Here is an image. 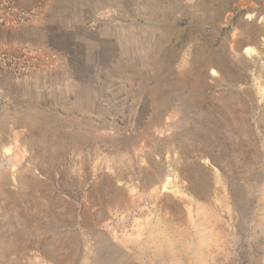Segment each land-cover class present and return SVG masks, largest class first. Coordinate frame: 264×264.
<instances>
[{
	"label": "rangeland",
	"instance_id": "1",
	"mask_svg": "<svg viewBox=\"0 0 264 264\" xmlns=\"http://www.w3.org/2000/svg\"><path fill=\"white\" fill-rule=\"evenodd\" d=\"M100 15L117 31L95 51L0 70V264H131L158 208L213 226L209 261L264 264V0Z\"/></svg>",
	"mask_w": 264,
	"mask_h": 264
},
{
	"label": "crops",
	"instance_id": "2",
	"mask_svg": "<svg viewBox=\"0 0 264 264\" xmlns=\"http://www.w3.org/2000/svg\"><path fill=\"white\" fill-rule=\"evenodd\" d=\"M37 2L42 3L43 10L27 23L17 25L10 16L5 24L0 25V46L9 51L41 47L53 58L51 65L58 66L66 56L72 54L68 49L72 46V40H79L76 48L80 50L90 45L95 51L97 47H101L103 38L111 39L116 36L117 26L112 25L110 19L103 21L101 18L102 0H19L18 4L30 8ZM104 33L108 35L105 36ZM6 80L8 81L7 78ZM130 229L131 236L126 240L125 249L131 264L222 262L214 261L213 254L210 256L211 260L208 259L207 248L211 246L213 249L214 246L213 226L204 229V235L198 228L191 226L187 218H176L169 208H158L155 215L135 220ZM114 247L116 252L123 251L120 246H109L111 249ZM229 258L227 256L226 261Z\"/></svg>",
	"mask_w": 264,
	"mask_h": 264
},
{
	"label": "built area",
	"instance_id": "3",
	"mask_svg": "<svg viewBox=\"0 0 264 264\" xmlns=\"http://www.w3.org/2000/svg\"><path fill=\"white\" fill-rule=\"evenodd\" d=\"M19 0H0V25L12 16L17 25L25 24L43 10L41 2L30 8L19 6ZM51 56L41 47H24L9 51L0 46V70L19 76L35 71L51 63Z\"/></svg>",
	"mask_w": 264,
	"mask_h": 264
}]
</instances>
